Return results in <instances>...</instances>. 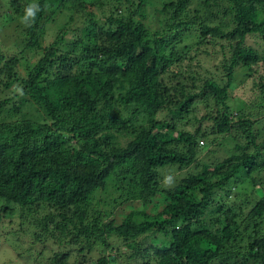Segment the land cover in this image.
<instances>
[{
    "label": "trees",
    "instance_id": "16d2710c",
    "mask_svg": "<svg viewBox=\"0 0 264 264\" xmlns=\"http://www.w3.org/2000/svg\"><path fill=\"white\" fill-rule=\"evenodd\" d=\"M153 3L0 4V34L2 16L26 34L9 51L0 36V229L19 224L14 242L32 240L35 264H264V195L240 191L264 193V0ZM65 12L44 46L45 27ZM213 57L220 63L205 67ZM250 80L255 101L233 104ZM199 105L213 109L182 128ZM220 136L235 150L218 160L208 147ZM167 167L194 171L165 188ZM155 199L166 206L148 213ZM133 203L117 224L115 212Z\"/></svg>",
    "mask_w": 264,
    "mask_h": 264
},
{
    "label": "rangeland",
    "instance_id": "374dc122",
    "mask_svg": "<svg viewBox=\"0 0 264 264\" xmlns=\"http://www.w3.org/2000/svg\"><path fill=\"white\" fill-rule=\"evenodd\" d=\"M12 2L13 0H1L0 4H3L4 6L7 5V2ZM21 0H19L20 2ZM162 1L163 0H154L153 5L159 7L162 5ZM164 1H168V0H164ZM149 5V4H147ZM8 6V5H7ZM191 7V6H190ZM152 6L147 7L148 10V14L146 17V22L147 24H149V26H151V29L154 30L155 28H157L155 20H154V16L152 13ZM11 9H7L6 7L1 8V11L3 13L5 12H11ZM69 13L65 12L64 14H59L57 13L51 22H49L47 24V26L45 27L44 31H43V44L48 45L51 42H53L56 38V34H57V30H59L60 28H62L69 20ZM5 20L3 19V16L1 18V27L4 24V27L1 30V41L4 44L3 48L4 50H11V43H16L18 41V39L21 41H23V38L25 37L26 34H22L20 32V30H15V27H13L14 25L9 23V22H4ZM81 22H77L76 21V26H80ZM192 42L190 39H185L182 43H181V47L184 48L185 45H192ZM261 43V42H260ZM71 44V41H67L66 42V46ZM264 43H262L263 45ZM260 45V44H259ZM6 52V51H5ZM215 56V55H213ZM220 63V60L217 57H213V58H207L205 59V67H211L214 65H218ZM239 81H241L240 79H238ZM238 81V82H239ZM249 84H252V80L247 81L245 85L241 86L238 85L235 89L234 92L232 93V96H234V101L233 104H237L236 102L239 100H245L248 101L250 103H253L255 101L254 99V92L252 93L251 90V86ZM213 108H210L208 110H205V105H199L197 108V113L196 114H191V115H187L185 116L186 119L191 118L193 120V122H187V120H179L180 126L182 128H185L188 131H193L195 128V125H198L199 119L205 114L204 112H210ZM259 122V120H257ZM204 126H207L209 124L208 121H203ZM256 127H257V137H258V141H262L264 140V116L263 118L260 120L259 123L256 122ZM223 137V136H222ZM221 136L219 137L220 140V144L215 146V145H210L208 147L209 151H213V153H211V158L213 159H218L221 160L225 157H228L232 154H234V150H235V142L234 139H232V137L227 136L226 139H224L225 141H222ZM226 137V136H225ZM229 137V138H228ZM239 138V133H238V137ZM203 141H200V145L201 146H205L207 144V142L205 141L204 143H201ZM194 170L192 168H179V167H167L166 169H162L161 170V177H162V183H164L165 188H172L174 187L181 179L185 178L186 176H188L190 173H192ZM261 179L264 183V170L261 172ZM247 187V188H246ZM246 189L248 191L247 195H251L252 193H254L256 196H260L262 197L264 195L263 193V189L261 188V186H256L254 188L250 187L249 184H245V186H241L240 191L241 193ZM239 191V192H240ZM160 199H155V201L150 204L147 207V212L148 213H152L155 214L158 211H161L164 209V207L166 206L165 203H163ZM140 208V206L138 205V203H133V204H126L124 206H122L121 208H119L116 212H115V216L114 219L117 220L116 223L120 224L121 221L123 220V218L128 215L130 213V211L135 210ZM7 224V223H6ZM16 227H19V224L14 225V226H4L0 229V264H35V257L30 254V250L34 251L35 247L32 249L31 246H33L32 244V240L20 235V240H22L21 243H24V246L19 247L15 242V238H14V234L13 232L16 230ZM10 235V237H9ZM57 248V247H56ZM117 248V247H116ZM124 249L126 250V248L124 247ZM117 249H114L113 253H116ZM58 251V250H57ZM60 251V250H59ZM69 251V250H67ZM72 251V250H71ZM74 252V251H73ZM76 253V257L75 256ZM74 253L73 256H71V263L72 262H76V260L79 259H75L79 257V254L77 253V251ZM46 258L53 257V252L48 251L46 252ZM82 256V255H81ZM95 256L97 257V253H95L93 255V257L95 258ZM83 257V256H82ZM81 260V259H80ZM86 260V264H93L94 262L92 261V259H85Z\"/></svg>",
    "mask_w": 264,
    "mask_h": 264
},
{
    "label": "clouds",
    "instance_id": "9594fccd",
    "mask_svg": "<svg viewBox=\"0 0 264 264\" xmlns=\"http://www.w3.org/2000/svg\"><path fill=\"white\" fill-rule=\"evenodd\" d=\"M39 11V6L37 4H29L24 9V15L21 18V23L30 26V23L34 21L36 12Z\"/></svg>",
    "mask_w": 264,
    "mask_h": 264
},
{
    "label": "built area",
    "instance_id": "2783aa9c",
    "mask_svg": "<svg viewBox=\"0 0 264 264\" xmlns=\"http://www.w3.org/2000/svg\"><path fill=\"white\" fill-rule=\"evenodd\" d=\"M201 143H204V142H201Z\"/></svg>",
    "mask_w": 264,
    "mask_h": 264
}]
</instances>
